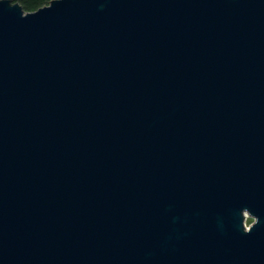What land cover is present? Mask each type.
Instances as JSON below:
<instances>
[{
	"label": "water",
	"instance_id": "water-1",
	"mask_svg": "<svg viewBox=\"0 0 264 264\" xmlns=\"http://www.w3.org/2000/svg\"><path fill=\"white\" fill-rule=\"evenodd\" d=\"M0 264H264V0H0Z\"/></svg>",
	"mask_w": 264,
	"mask_h": 264
},
{
	"label": "trees",
	"instance_id": "trees-1",
	"mask_svg": "<svg viewBox=\"0 0 264 264\" xmlns=\"http://www.w3.org/2000/svg\"><path fill=\"white\" fill-rule=\"evenodd\" d=\"M23 6L26 12H35L45 6H48L54 0H11Z\"/></svg>",
	"mask_w": 264,
	"mask_h": 264
},
{
	"label": "rangeland",
	"instance_id": "rangeland-1",
	"mask_svg": "<svg viewBox=\"0 0 264 264\" xmlns=\"http://www.w3.org/2000/svg\"><path fill=\"white\" fill-rule=\"evenodd\" d=\"M252 222H253V220L251 218H249L247 221L248 225H250Z\"/></svg>",
	"mask_w": 264,
	"mask_h": 264
},
{
	"label": "bare ground",
	"instance_id": "bare-ground-1",
	"mask_svg": "<svg viewBox=\"0 0 264 264\" xmlns=\"http://www.w3.org/2000/svg\"><path fill=\"white\" fill-rule=\"evenodd\" d=\"M248 225V224H247Z\"/></svg>",
	"mask_w": 264,
	"mask_h": 264
}]
</instances>
